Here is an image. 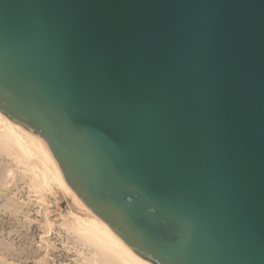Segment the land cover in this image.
Segmentation results:
<instances>
[{"label":"water","instance_id":"water-1","mask_svg":"<svg viewBox=\"0 0 264 264\" xmlns=\"http://www.w3.org/2000/svg\"><path fill=\"white\" fill-rule=\"evenodd\" d=\"M0 113L153 264H264V0H0Z\"/></svg>","mask_w":264,"mask_h":264},{"label":"bare ground","instance_id":"bare-ground-1","mask_svg":"<svg viewBox=\"0 0 264 264\" xmlns=\"http://www.w3.org/2000/svg\"><path fill=\"white\" fill-rule=\"evenodd\" d=\"M13 180L17 184L18 180H24L21 181L22 184H26L27 191L35 196L34 199L41 206L47 204L46 193L52 192L53 188L70 198L75 209L70 212V208V215L62 217L65 219L60 224L79 247L76 246L78 250L75 252L78 264H153L137 254L83 203L67 184L61 168L42 137L0 113V186L12 184ZM5 207L18 212V207L12 204ZM45 225L47 228L51 227L50 219L47 218ZM70 242L73 243L72 239L68 244ZM0 246L6 253L13 249L12 244L2 240ZM12 253L14 251L10 255Z\"/></svg>","mask_w":264,"mask_h":264},{"label":"rangeland","instance_id":"rangeland-1","mask_svg":"<svg viewBox=\"0 0 264 264\" xmlns=\"http://www.w3.org/2000/svg\"><path fill=\"white\" fill-rule=\"evenodd\" d=\"M21 181L18 180L17 184L13 180L12 184L0 186V241L12 244L13 249L10 251H14L10 255L11 252H4L0 246V264H78L75 253L78 250L77 245L60 224L75 209L70 198L53 188L52 192L46 193L47 204L41 206L36 198L34 199L35 196L27 191L26 184H22L24 180ZM10 203L18 207V212L5 207L11 205ZM47 218L51 222L49 228L45 225ZM71 239L73 243L68 244ZM71 244L75 245V249Z\"/></svg>","mask_w":264,"mask_h":264}]
</instances>
